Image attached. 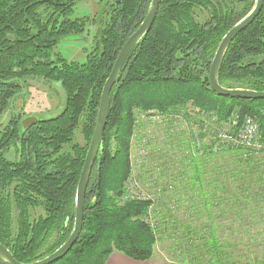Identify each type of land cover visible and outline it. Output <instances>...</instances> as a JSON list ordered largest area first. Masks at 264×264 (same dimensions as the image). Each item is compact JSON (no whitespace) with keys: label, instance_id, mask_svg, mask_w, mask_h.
<instances>
[{"label":"trees","instance_id":"obj_1","mask_svg":"<svg viewBox=\"0 0 264 264\" xmlns=\"http://www.w3.org/2000/svg\"><path fill=\"white\" fill-rule=\"evenodd\" d=\"M80 1L0 0V116L22 91L21 80L30 77L60 81L67 94L58 116L26 126L13 117L0 129V242L24 263L50 255L73 231L77 186L103 87L120 50L151 4V0H106L97 19L73 18ZM255 1L162 0L151 28L128 56L111 90L107 124L87 187L82 232L71 250L52 264H105L115 251L139 261L153 259L161 234L167 238L179 230V221L169 218L165 209L175 201L183 202L188 215L205 212L207 224L203 229L183 225V238L172 240L168 248L171 262L245 264L241 243L247 237L258 236L255 241H259L264 236V152L256 155L246 148L225 147L215 153L204 144L210 154L200 156L191 153L186 137L189 155L178 179V173H168L170 166L160 170L162 163L146 164L150 157L144 158L135 176L131 150L154 111L199 125L201 138L210 131L218 135L214 128L205 129L213 116L224 130L233 114L250 113L262 118L264 130V99L220 95L204 81L222 38L253 9ZM196 9L207 13L205 21H198ZM91 25L99 30L86 61H69L53 52L60 39L81 34ZM219 82L227 88L264 91V6L230 44ZM189 106L198 109L195 116ZM170 128L166 132L174 131ZM77 131L84 135L85 144L76 140ZM214 144L221 145L216 138ZM153 148L163 151L162 146ZM11 149L14 160L5 156ZM222 156L227 160L221 162ZM212 165L214 174L208 178ZM130 178L151 186L145 192L156 201H124ZM176 181L180 189L174 186ZM161 182L162 195L154 192ZM154 203L152 216L149 209ZM36 209L43 213L34 218ZM227 212L237 223L234 239L224 236L214 221ZM255 228L256 234H251Z\"/></svg>","mask_w":264,"mask_h":264},{"label":"rangeland","instance_id":"obj_2","mask_svg":"<svg viewBox=\"0 0 264 264\" xmlns=\"http://www.w3.org/2000/svg\"><path fill=\"white\" fill-rule=\"evenodd\" d=\"M106 6V0H82L78 2L75 6L74 13L72 17L74 18H83L85 16H89L90 18H96L100 16L101 12L105 10ZM196 18L198 21L203 22L207 18V13L201 9H196ZM99 21V20H97ZM99 28L95 25H91L90 28H88L85 32L81 34H70L60 40V42L55 47V52L59 55H61L63 58L71 61L76 60L79 62L86 61V55L88 52L91 51L92 46L94 45L96 33L98 32ZM33 86H35L34 82H32ZM44 93L38 91V90H31L29 94H22L21 98L17 100V108L20 111L19 108L24 107V103H27V108L31 107L33 113H35L40 119L44 118H51L54 116H57L65 107V102L67 95L65 93V90L57 81H48L46 85L41 87ZM196 110L191 106H189V111L191 115H196ZM154 114H156L150 121H145L144 125L139 130V137L137 139L133 140V146L131 150V161L133 163L134 168V175H137V171L140 169V165L145 157H150L151 161L146 164H154L156 166L160 165V170L163 169H170L173 168L168 173L172 172L173 175H176L178 173V179L183 176V165L186 161L183 159H187L189 152L186 150V146L184 144V140L186 137L190 138V150L192 154L195 155H206L209 153L207 150L202 148V146L209 145L210 151H213L215 153L219 152L222 148L226 149L227 147L236 148L232 146L226 145L224 141H222L219 137L215 136L211 131L208 136H205L204 138H201L200 135L203 133L200 130L199 125H192L188 123V121L183 118L180 120L174 119L173 116H169L171 114H161L158 111H154ZM216 117H212L211 120L206 121L207 127L205 129L214 128L215 131H226L230 132L229 125L226 124L224 126V130L219 128L218 123H216ZM171 127L174 131L173 132H166L167 127ZM170 128V129H171ZM76 132V140L81 143L85 144L86 139L84 138V135L82 133ZM173 134V136H171ZM207 134V133H206ZM217 139L218 142L221 145H211V142H213V139ZM183 141V146H182ZM154 145L162 146L163 151L162 152H155V149L153 148ZM226 147V148H225ZM193 148V151H192ZM241 148V147H240ZM183 149V151H182ZM245 149V148H243ZM252 152H255L256 155L260 154V152L256 150H249ZM14 151L12 150L10 153L6 152V156H9L12 160L15 159L13 157ZM210 154V153H209ZM160 156H165L166 158H160ZM141 160V161H140ZM160 160H162L160 162ZM227 158L225 156H222L221 162L226 161ZM215 163V162H214ZM216 165V163H215ZM151 169V168H150ZM208 169L210 170V173H208L207 177L210 178L213 176L214 171H211L213 169V165L209 166ZM153 172H155V169H152ZM157 178V174L154 176ZM170 178V177H165ZM172 179V178H171ZM174 179H177L175 177ZM140 184V188L145 192V190H150L151 186H147L145 182H142V180H137ZM173 184V183H172ZM176 189L181 188V183L175 182L174 186ZM160 186H162V182L160 183L159 187L154 191H160ZM144 188V189H143ZM152 192V191H151ZM153 192V193H154ZM160 193V192H159ZM162 195V193H160ZM134 200H143V199H150L152 202H155L150 197H140V198H133ZM168 204V203H167ZM156 208V203L152 205V207L149 209L150 214L153 216L152 211ZM161 209V206H159ZM166 210L170 211L171 216L169 218H175L179 221L180 226L177 227L176 232L170 233L173 234L170 237H165V234L160 236V241L158 242L156 246V258L162 259V260H171V255L169 254V249L172 243V240H179L180 238H183V225L190 223L193 226H198L200 229H203V227L207 224V215L204 212L202 216H199L196 213L188 215L186 213L185 207H183V202L177 203L170 202ZM216 210V209H214ZM43 213L42 209H36L33 210V217L37 218L40 214ZM165 213V212H164ZM247 214L250 213L249 210L246 211ZM217 214V213H216ZM221 217L214 218V221L216 222V225L218 226V230L222 232V234L229 238H235L233 233V226L237 227V223L232 222L231 218V212H227L225 215H222L219 213ZM13 218L15 220V226H16V218L17 213L15 210H13ZM222 224V225H220ZM169 234V233H168ZM251 234H256V228L255 230L251 231ZM254 238V237H252ZM249 239L241 243V247L243 250H245V264H264V236L261 237V240L255 241V239L260 238L256 236L254 239ZM256 259V262L254 261Z\"/></svg>","mask_w":264,"mask_h":264},{"label":"water","instance_id":"obj_3","mask_svg":"<svg viewBox=\"0 0 264 264\" xmlns=\"http://www.w3.org/2000/svg\"><path fill=\"white\" fill-rule=\"evenodd\" d=\"M161 2L162 0H151V4L145 16V19L143 20L139 28L128 38V40L120 50L112 71L103 87L96 126L77 186L75 224L70 237L60 248H58L50 255L40 260L29 263L18 261L13 256L11 251L0 242V262L2 264H52L60 258L64 257L78 241L83 228L87 187L92 170L97 160L99 150L101 148L104 131L107 124L108 114L110 110L111 90L117 82L120 72L128 56L151 28L157 16ZM263 6L264 0H256L253 9L225 34L216 50V53L212 60L210 71L207 75H205L204 81L205 83H208L210 85L212 90L220 95L239 97L242 99H264V91L245 88H227L222 86L219 82L221 64L230 44L242 30H244L255 20V18L263 9ZM25 124L27 123H23L24 126H26Z\"/></svg>","mask_w":264,"mask_h":264},{"label":"built area","instance_id":"obj_4","mask_svg":"<svg viewBox=\"0 0 264 264\" xmlns=\"http://www.w3.org/2000/svg\"><path fill=\"white\" fill-rule=\"evenodd\" d=\"M228 125L232 130L230 132L219 131L217 136L224 141L226 145L264 152V130L262 129V118L250 113L242 115L233 114L228 121ZM126 187L125 194L123 195L124 201L133 198L150 197L140 188V184L136 179L130 178Z\"/></svg>","mask_w":264,"mask_h":264},{"label":"flooded vegetation","instance_id":"obj_5","mask_svg":"<svg viewBox=\"0 0 264 264\" xmlns=\"http://www.w3.org/2000/svg\"><path fill=\"white\" fill-rule=\"evenodd\" d=\"M75 10V9H74ZM87 17V16H86ZM74 18V17H73ZM66 37V36H65ZM10 38L13 39L12 36H10ZM61 40V39H60ZM60 42V41H59ZM58 42V43H59ZM57 43V44H58ZM57 46V45H56ZM55 53V48H54V51ZM89 53V52H88ZM22 81V85H23V89L21 92H19L13 99H12V103H11V107L4 113L0 116V129H2L3 126H5L7 124V121L11 120L13 117L14 118H19L20 122H21V125L23 123H31V122H35L36 120L40 119L35 113H33L32 111V108L31 107H28L27 108V103L25 102L24 103V107L23 108H19L20 111L18 110V106H17V100L21 98L22 94H29V92L31 90H38L42 93L43 90L41 89V87H43L44 85L47 84L48 81H51V80H46L44 78H39V77H36V78H28L26 79V81L24 80H21ZM52 81H57V80H52ZM32 82H34L35 86H33ZM60 83V85L62 86V83L60 81H57ZM63 87V86H62ZM64 89V88H63ZM66 93V91H65ZM67 95V94H66ZM66 102H67V98H66ZM66 102H65V105H66ZM100 105V104H99ZM99 110V109H98ZM63 111V110H62ZM61 111V112H62ZM60 112V113H61ZM59 113V114H60ZM58 114V115H59ZM57 115V116H58ZM98 116V115H97ZM55 117V116H54ZM12 151V149L10 151H8L9 153ZM15 157V153L13 154ZM5 156H6V153H5ZM8 159H11L9 156H6ZM12 160V159H11Z\"/></svg>","mask_w":264,"mask_h":264},{"label":"crops","instance_id":"obj_6","mask_svg":"<svg viewBox=\"0 0 264 264\" xmlns=\"http://www.w3.org/2000/svg\"><path fill=\"white\" fill-rule=\"evenodd\" d=\"M105 264H175V263L171 261L158 259L156 257L147 261H139L132 259L118 251H115L108 257Z\"/></svg>","mask_w":264,"mask_h":264}]
</instances>
